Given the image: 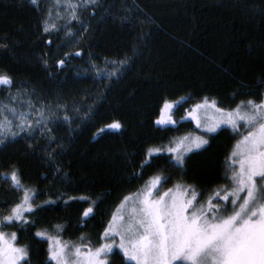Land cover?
Returning <instances> with one entry per match:
<instances>
[{
    "label": "trees",
    "instance_id": "obj_1",
    "mask_svg": "<svg viewBox=\"0 0 264 264\" xmlns=\"http://www.w3.org/2000/svg\"><path fill=\"white\" fill-rule=\"evenodd\" d=\"M84 17L73 43L43 31L40 3L0 0V45H7L0 47V74L12 79L0 94L25 89L36 100L77 104L88 114L73 130L56 128L48 138L21 137L0 146V217L23 197L12 185L14 170L36 194L34 206L43 205L24 214L34 224L3 227L16 233L15 246L28 248L21 264H54L38 231L99 246L124 197L156 175H171L161 192L181 183L203 190L201 203L216 188L230 186L222 177L242 136L230 128L187 154L183 169L173 167L167 153L156 154L154 167L141 164L148 150L172 139L174 129L193 128L187 113L205 98L226 110L264 99V0H99ZM125 59L116 78L84 72L91 64ZM165 103L176 104L177 125L156 123ZM114 122L121 127L109 128ZM89 207L93 213L84 218ZM108 258L134 264L117 250Z\"/></svg>",
    "mask_w": 264,
    "mask_h": 264
},
{
    "label": "snow or ice",
    "instance_id": "obj_2",
    "mask_svg": "<svg viewBox=\"0 0 264 264\" xmlns=\"http://www.w3.org/2000/svg\"><path fill=\"white\" fill-rule=\"evenodd\" d=\"M29 2L38 6V0ZM97 2L98 0H80L79 3H72L71 0H66L64 6L70 10L71 19L65 27H69L72 20L82 23L77 13L81 5L87 8L96 6ZM59 3L60 0H57V5ZM49 17L51 18V12ZM54 30L59 31L55 24L46 20L43 31L49 33ZM68 35L72 37L75 34L69 32ZM59 63L63 65L65 61L61 60ZM112 63L123 68L127 60ZM114 74L108 73L107 78L110 79ZM11 85V77L0 74V86ZM172 108V104H164V110L170 112ZM208 108L214 109L220 118L206 117L209 122L202 129L206 134L215 133L221 125L230 126L237 134L241 122L246 127L247 134L234 146L222 177L230 182V186L216 188L201 203L203 190L197 192L195 186L181 183L161 192L171 175H156L143 189L124 197L120 208L124 209L129 204L131 207L128 208L127 215L123 211L119 215L112 214L100 237L105 242H101L99 246H77L57 239L50 245V260L55 261V264H73V261L75 264H114L108 257L114 248H118L123 253V258L134 261L135 264H264V99L260 102L252 99L241 101L235 109L225 111L218 108L215 101L209 103L205 98L203 103L196 104L187 113L188 117L196 121L198 128L201 127L199 113L203 109L206 114ZM33 111L31 101L28 102L27 112L0 104V143L4 142L5 133L13 138L18 134L13 130L14 127L20 132L41 128L51 132V129L46 128L52 122L51 118L45 117L41 111L33 124L30 118ZM5 112L10 113L12 119ZM64 119L67 121L69 117L66 115ZM156 123L177 125L178 122L172 120L171 115L165 116L162 112ZM108 127L119 129L121 124L114 122ZM184 141L188 142L185 144ZM208 143L201 136L184 137L179 146L168 148L174 154L172 166L183 169L187 153L201 150ZM160 151L162 149L148 150L141 168L154 167L152 159ZM10 179L13 187L23 192V197L20 203L10 209L8 215L0 217V228L16 223L34 224V221L26 220L24 214L34 213L43 205L34 206L36 194L23 187L16 170L11 173ZM47 203L52 201H46L45 204ZM92 213L93 208L89 207L83 217L87 218ZM35 235L43 237L45 233L38 231ZM16 239V233H11V238L8 239L0 231V264H21L26 261L28 248L15 246L13 242ZM84 239L81 237L82 241Z\"/></svg>",
    "mask_w": 264,
    "mask_h": 264
},
{
    "label": "rangeland",
    "instance_id": "obj_3",
    "mask_svg": "<svg viewBox=\"0 0 264 264\" xmlns=\"http://www.w3.org/2000/svg\"><path fill=\"white\" fill-rule=\"evenodd\" d=\"M65 2H66V0H60L59 5H57V0H38V3H40L43 6V9L45 10V14H46L45 21L48 20L49 23L55 24L56 29L59 30V31L54 30V31H51L49 33L59 34L64 38V40H68V41L74 43L80 37V32L84 28V25H85V22H84L85 17L84 16H85L87 10L90 9V7H92V6L85 8V7H83V5H81V7H79L77 9V13H78L79 21H82V23H80L76 20H72L69 27H65V25L71 19V12H70V10H68L64 6ZM71 2L72 3H79L80 0H71ZM98 2H99V0H98ZM49 12H51V18L49 17ZM58 13H59V16L57 15ZM69 32L74 33L75 35L72 37H69V35H68ZM113 61H123V60H106L101 64H91L90 66L85 68L84 72L86 75H91V76L97 77L99 79L107 78L108 73H115L114 75L111 76V78H116L123 72V70L126 66L121 68L119 64L114 65L112 63ZM126 65H127V63H126ZM107 79H109V78H107ZM29 101H31L32 105L34 106V111H33V113L30 114V118L32 120V123L35 124L36 116L39 114V112L43 111L45 114V117L51 118V120H52L51 123H48L46 125V128L51 129L52 131L48 132L44 128H41L39 130L33 129L31 132H28L27 130L25 132H20L18 128L14 127L13 130L16 131L18 134L13 138L9 134L5 133L4 142L0 143V146L4 145L10 141H13L17 138H21V137L27 138V137H35V136H37V137H41V136L44 137L45 136L48 138V136H50V135L54 136V130L56 128L59 129L62 127V128H68L69 130H73V128L79 122L81 123L83 120H86V118L88 117V114L86 113L87 110L85 108L83 109L81 106L80 107L77 106V104H64L61 101L52 102V103L42 102L40 100H36L34 97V94L28 90H25V89L10 90V91H7L6 94H4V95L0 94V104L7 105L9 107H14L17 109V111L27 112ZM204 101H202L200 103H203ZM207 101L209 103H211L213 100H207ZM171 104L173 105V108L176 105L173 103H171ZM216 105H217V103H216ZM217 107L219 108L218 105H217ZM65 109H66V111H65ZM223 110L229 111L226 109H223ZM163 113L165 116L171 115L172 120L175 121L172 111L169 112L167 110H164ZM5 115H7L9 119H12V116L10 113L5 112ZM66 115L69 117V120H67V121L64 119V117ZM199 115L201 116V127L200 128L197 127L196 121L193 120L191 117H188V115H187L188 120L190 122H193V124H194L193 128L188 127V128H183V129H174V132L172 134V139L168 143L164 144L163 147H158L155 149H162V151H160L159 153L171 154L173 156V159H174V154L170 153L168 151V148L179 146L180 141L184 137L195 138L197 136H201L202 138L210 141V137L212 135L216 134L222 128H230L231 129V127L228 125H221L220 128H218L215 133L206 134L202 130L207 125V123L209 122L206 117L216 116V118L219 119L220 118L219 114L216 113L214 109L208 108L206 114H205V111L202 109L200 111ZM167 126H172V124H168ZM239 133H241L242 136L247 134L246 127L243 126V122H241V127L239 128ZM242 136H241V138H242ZM55 139L58 140V138H56V137H55ZM187 142L188 141H184L185 144ZM155 149H152V150H155ZM194 151H196V150H194ZM187 154H189V153H187ZM145 185L141 189H143L145 187ZM207 199H208V197H207ZM204 202H202V203H204ZM121 204L119 205V207L117 208L115 213L117 215H119L121 213V211H123L124 214L127 215V210H128V208L131 207V205L129 204L126 208L121 209L120 208ZM0 231H3L6 234V238H8V239L11 238V234L4 231L3 228H0ZM43 238L48 240L49 248H50V245H53L55 240L59 239L55 236H52V235H49L46 233H45V236H43ZM61 242L65 243V244H74L77 246L85 245L81 242H75V243L74 242H64V241H61ZM102 242H105V241H102ZM107 242H111V241H107ZM118 242H119V239L117 238L116 243L118 244ZM13 243L15 244V241ZM116 250L119 251L121 254H123L118 248H114L113 252ZM125 259L127 261V258H125ZM127 262L135 264L134 261H127ZM53 263L55 264V261H53ZM73 264H75L74 261H73Z\"/></svg>",
    "mask_w": 264,
    "mask_h": 264
}]
</instances>
